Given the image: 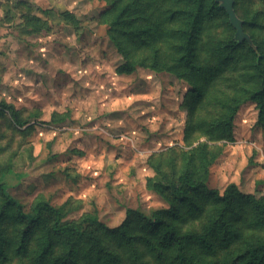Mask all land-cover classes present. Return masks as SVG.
<instances>
[{
	"label": "rangeland",
	"instance_id": "rangeland-1",
	"mask_svg": "<svg viewBox=\"0 0 264 264\" xmlns=\"http://www.w3.org/2000/svg\"><path fill=\"white\" fill-rule=\"evenodd\" d=\"M3 1L0 103L24 123L0 104V170L22 174L7 190L26 209L41 196L62 206L67 218L94 213L117 226L128 207L148 212L167 205L148 178L174 176L199 143L209 154V186L234 182L243 192L264 194V121L244 91L258 84L252 58L243 47L225 55L231 37L264 50V0H233L238 26L222 0H203L197 56L188 66L177 55L196 0H117L130 4L141 25L156 22L151 29L163 37L150 38L144 51L121 38L126 57L136 62L122 72L124 59L108 36L120 6L113 0ZM214 7L222 10L213 13ZM141 59L160 69L140 66ZM182 211V231L198 227L197 218ZM240 212L235 225L245 236L251 230ZM2 227L11 242L0 264H32L13 251L11 214ZM109 244L118 259L112 264H166L142 243L135 250L117 238ZM224 253L207 260L222 262Z\"/></svg>",
	"mask_w": 264,
	"mask_h": 264
},
{
	"label": "trees",
	"instance_id": "trees-1",
	"mask_svg": "<svg viewBox=\"0 0 264 264\" xmlns=\"http://www.w3.org/2000/svg\"><path fill=\"white\" fill-rule=\"evenodd\" d=\"M202 1L196 0V7L190 12L191 20L181 32L180 54L177 53V58L183 66L191 65L197 56L198 27L201 19L206 16L201 9ZM113 2L117 6L121 4V1ZM129 7V3H123L115 9L109 20L108 36L124 59L117 69L120 72L136 67V62L126 57L121 38L134 41L141 51L150 46V38L163 39L159 29H151L156 26V22L141 25L134 20ZM218 10L214 7L213 13ZM176 31L179 32V29ZM226 46L229 51L225 54L227 58H230L232 51L242 47L251 55L258 84L244 87V91L249 99L256 102L258 121L263 123L264 50L256 43L249 45L248 42L236 41L233 37L227 39ZM159 48V45L153 48L157 52L155 58L161 52ZM139 65L153 70L160 69L157 62L148 64L143 59L139 61ZM0 104L11 110L17 123H24L16 118V111L11 105L4 102ZM235 111L233 109L222 127L229 126ZM208 157L206 144L199 143L186 152L183 156L184 164L174 176L149 177L148 186L167 205L148 212L128 207L125 219L114 227L108 226L94 213H85L77 219L67 218L62 206H56L41 196L26 209L7 190L11 187L10 180L17 178L14 184L16 186L22 174L11 167L2 169L0 256L2 259L6 258V244L11 242L2 227V222L11 214L16 224L12 235L13 251L32 264H112L113 261L118 262V259L110 249V238H117L134 250L142 243L146 247L144 249L155 257L165 258L166 264H264V194L243 192L234 182L228 183L223 189L209 186L206 178L210 163ZM182 210L197 218L198 227L182 231L177 222L184 218ZM242 210L246 213L251 230L245 236L235 225ZM132 227L133 232H130ZM223 250L225 253L222 262L207 260L210 255H215L217 251L224 252Z\"/></svg>",
	"mask_w": 264,
	"mask_h": 264
},
{
	"label": "water",
	"instance_id": "water-1",
	"mask_svg": "<svg viewBox=\"0 0 264 264\" xmlns=\"http://www.w3.org/2000/svg\"><path fill=\"white\" fill-rule=\"evenodd\" d=\"M222 6L226 9V11L228 12L229 14V17H230V20L231 22L238 26L237 24V20L234 16V13H233V0H222Z\"/></svg>",
	"mask_w": 264,
	"mask_h": 264
},
{
	"label": "crops",
	"instance_id": "crops-1",
	"mask_svg": "<svg viewBox=\"0 0 264 264\" xmlns=\"http://www.w3.org/2000/svg\"><path fill=\"white\" fill-rule=\"evenodd\" d=\"M3 2H4L3 0H0V9H3V6H2V5H3ZM6 4L8 5V3H6ZM15 6H16V5H15ZM10 8H11V7H10Z\"/></svg>",
	"mask_w": 264,
	"mask_h": 264
}]
</instances>
